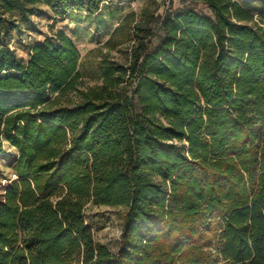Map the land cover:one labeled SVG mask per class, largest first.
Instances as JSON below:
<instances>
[{
    "label": "trees",
    "instance_id": "obj_1",
    "mask_svg": "<svg viewBox=\"0 0 264 264\" xmlns=\"http://www.w3.org/2000/svg\"><path fill=\"white\" fill-rule=\"evenodd\" d=\"M112 0H0V153L17 178L0 203V264H264V3L123 15L127 64L83 76L65 29L28 42L44 10L101 12ZM261 1V0H258ZM124 207L116 251L87 206ZM214 232V236L210 233ZM217 240V245H214Z\"/></svg>",
    "mask_w": 264,
    "mask_h": 264
},
{
    "label": "rangeland",
    "instance_id": "obj_2",
    "mask_svg": "<svg viewBox=\"0 0 264 264\" xmlns=\"http://www.w3.org/2000/svg\"><path fill=\"white\" fill-rule=\"evenodd\" d=\"M254 3H264V0H254ZM184 7H195L198 10L209 11L207 6L196 0H112L105 3L99 14L90 15L86 11H71L66 16H59L51 11L44 10L34 17L38 25L37 31H32L24 35V39L18 41V53L28 57V42L43 39L46 35L56 32L58 29H65L69 33L81 51L80 70L83 76L78 82V88L70 89L63 97L64 102L68 99L80 100L79 89H87L97 84H101L99 78L100 65L103 61H115L127 64L131 60L132 32L128 26H119L113 34L112 42L107 41L111 37L114 29L121 22L124 14L130 11L137 12V19L145 17L148 13L154 12L156 20L153 28L157 37L154 45L161 33L159 30L160 16L168 9H179ZM146 9L147 14L142 12ZM18 151L10 143L5 142L4 151L0 153V203L4 199L6 188L17 178L14 171V162ZM124 207L95 205L90 203L86 210L87 223L92 227L95 239L105 243L111 250L116 251L120 242V235ZM212 237L214 232L210 233ZM215 240L214 245H217Z\"/></svg>",
    "mask_w": 264,
    "mask_h": 264
},
{
    "label": "built area",
    "instance_id": "obj_3",
    "mask_svg": "<svg viewBox=\"0 0 264 264\" xmlns=\"http://www.w3.org/2000/svg\"><path fill=\"white\" fill-rule=\"evenodd\" d=\"M17 176V175H16Z\"/></svg>",
    "mask_w": 264,
    "mask_h": 264
}]
</instances>
